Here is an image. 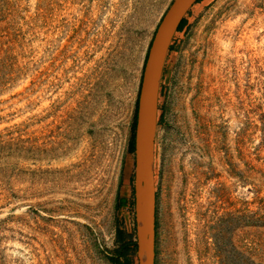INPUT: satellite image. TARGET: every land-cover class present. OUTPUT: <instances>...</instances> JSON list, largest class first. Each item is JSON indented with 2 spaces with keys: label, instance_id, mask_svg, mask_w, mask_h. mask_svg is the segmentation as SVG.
<instances>
[{
  "label": "rangeland",
  "instance_id": "374dc122",
  "mask_svg": "<svg viewBox=\"0 0 264 264\" xmlns=\"http://www.w3.org/2000/svg\"><path fill=\"white\" fill-rule=\"evenodd\" d=\"M175 1L0 0V264H140L136 116ZM198 2L157 94L156 264H264V0Z\"/></svg>",
  "mask_w": 264,
  "mask_h": 264
},
{
  "label": "water",
  "instance_id": "95a60500",
  "mask_svg": "<svg viewBox=\"0 0 264 264\" xmlns=\"http://www.w3.org/2000/svg\"><path fill=\"white\" fill-rule=\"evenodd\" d=\"M198 0H176L173 6L163 17L160 25L158 26L154 40L152 42L149 57L146 64L144 82L140 93L138 115H137V127H136V142L138 143L139 137L142 135L149 141V148L147 152V158L144 162V176L143 181L146 186V196L139 201L137 206V238L139 245V258L140 264H144L142 259V253L146 252V264H156V204L157 195L154 184V128L149 123L145 113V97L149 93L157 96L160 85V79L162 75L165 51L166 48H162L165 29L168 22H175L176 29L188 11ZM157 59V73L152 81H148L147 74L151 59ZM137 150V149H136ZM138 198V197H137ZM147 222L148 233L147 240L144 238V232L140 224Z\"/></svg>",
  "mask_w": 264,
  "mask_h": 264
},
{
  "label": "bare ground",
  "instance_id": "6f19581e",
  "mask_svg": "<svg viewBox=\"0 0 264 264\" xmlns=\"http://www.w3.org/2000/svg\"><path fill=\"white\" fill-rule=\"evenodd\" d=\"M175 35H176V23L175 22H168L166 29H165V35H164L162 48L169 47L172 44V41H173ZM196 61L198 63L196 65H194V63ZM204 64H205V62H204L203 56H201V54H196V52L190 54L189 66L184 71V73H183L184 75L182 77L183 82L178 88V96H179V100H180L179 118H180L181 122L182 121L185 122L187 120V109L188 110L190 109L191 103H192V101H190L188 103V100H187L188 93L192 90H194V92H195V91H199V90L203 89L201 84L205 81V76L203 74ZM156 73H157V59L152 58L150 65H149L148 74H147V78H148L149 82L153 80ZM192 78H194V80H192ZM144 105H145L146 117H147L149 123L152 125V127L155 128V125L157 122V96H155V94H153L152 92L149 93L145 97ZM185 125H186V123H185ZM183 126H184V124H183ZM149 145H150L149 141L146 140L145 137L141 135L138 139L137 150H136V156H137L136 188H137V197H138L139 201L144 199L146 196V190L147 189H146V186H145L144 181H143V176H144L143 165H144V162L146 161V158H147V152H148ZM174 169H175L174 198H176L178 200L180 194H182V192H183V187L181 184H183V180L186 179L187 177L185 178L184 173H183L185 170L182 172V163L180 160L177 159L175 161V168ZM183 169H186V168H183ZM154 174H155V172H154ZM147 222L144 221V223L140 224L142 231L144 232L145 240H147V233H148ZM174 234L176 235L175 232H174ZM141 256H142V259L144 261V264H146V252H143Z\"/></svg>",
  "mask_w": 264,
  "mask_h": 264
},
{
  "label": "crops",
  "instance_id": "0c3cea01",
  "mask_svg": "<svg viewBox=\"0 0 264 264\" xmlns=\"http://www.w3.org/2000/svg\"><path fill=\"white\" fill-rule=\"evenodd\" d=\"M198 1L192 6V8L188 11V13L187 14H189L190 13V11L193 9V7H195L196 5H198ZM187 14L185 15V17L182 19V21L179 23V25L177 26V29H176V34L177 33H179V32H181L183 29H184V26H183V28L179 31V28H180V25L182 24V22H183V20H185L186 21V16H187Z\"/></svg>",
  "mask_w": 264,
  "mask_h": 264
},
{
  "label": "trees",
  "instance_id": "16d2710c",
  "mask_svg": "<svg viewBox=\"0 0 264 264\" xmlns=\"http://www.w3.org/2000/svg\"><path fill=\"white\" fill-rule=\"evenodd\" d=\"M185 24H186V21L183 20L182 24L180 25L179 31L183 28V26H184ZM137 111H138V109H137ZM136 119H137V116H136Z\"/></svg>",
  "mask_w": 264,
  "mask_h": 264
}]
</instances>
